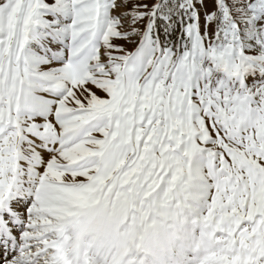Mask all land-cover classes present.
<instances>
[{
	"label": "snow or ice",
	"instance_id": "1",
	"mask_svg": "<svg viewBox=\"0 0 264 264\" xmlns=\"http://www.w3.org/2000/svg\"><path fill=\"white\" fill-rule=\"evenodd\" d=\"M0 264H264V0H0Z\"/></svg>",
	"mask_w": 264,
	"mask_h": 264
}]
</instances>
